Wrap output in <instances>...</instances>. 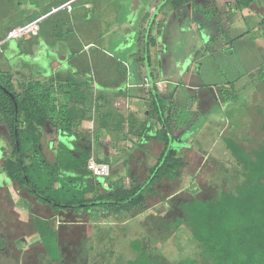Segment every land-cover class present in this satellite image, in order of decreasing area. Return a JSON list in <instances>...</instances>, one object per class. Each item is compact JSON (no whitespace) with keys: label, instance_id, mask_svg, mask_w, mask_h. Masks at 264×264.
<instances>
[{"label":"trees","instance_id":"trees-1","mask_svg":"<svg viewBox=\"0 0 264 264\" xmlns=\"http://www.w3.org/2000/svg\"><path fill=\"white\" fill-rule=\"evenodd\" d=\"M193 1L196 0H163V5L164 8L178 11ZM254 1L235 0L238 6L244 8ZM50 12L49 9L45 13ZM155 16L150 20L149 26L154 25ZM13 28L15 27L5 29L0 41ZM151 32L152 28H149L148 46L156 43L153 36L151 41ZM34 39L22 42L31 44ZM7 43L2 45L0 51V123L5 125L2 133L7 135L11 148H8L5 155L0 150V174L9 185L16 187L17 192L26 193L37 204L53 213L52 218H40L28 213L30 217L26 222L29 225L26 223L25 226L28 225L34 231L42 247V253L36 257L37 263L64 264L59 231L54 225L55 217L72 212L87 216L88 221L94 224L103 222L109 226L115 222L126 223L146 213L152 207L150 200L162 201L157 185L181 179L182 170L188 164L184 152L173 147L174 133L179 127L173 122L178 115H167L171 110L169 102L161 98L154 83L146 96L149 114L139 120L135 116L126 119L130 131L124 136L136 138L134 147L139 153L150 156L146 151L149 142L162 146L153 165L145 163L139 157L124 160L123 165L128 168L127 175L131 178L128 186L123 177H92L87 170V162L91 157L98 163L113 166L109 157H100L98 146L91 149L82 143H75L71 145L74 148L72 150L58 143L56 154H52V160H49L44 153L49 152L43 141L46 129H52L53 133L60 132L59 139L62 136L65 139H80L84 136L81 126L85 121L95 123V127L108 129L109 119L106 117L104 120L99 115L102 109L99 101L102 99L93 98L86 86L78 81L71 80L66 89L64 85L61 86L59 94H62V98H59L53 82L33 76L15 79L9 67ZM26 52L30 54L29 51ZM227 94H232V97L233 91ZM96 141L98 142V137ZM224 143L240 167V178L238 176L231 179V182H236L231 190H222L214 198H192L177 203L182 217L169 223L168 228L171 231L187 230L196 252L193 256L179 258L175 264H264V139L259 147L249 153L229 138ZM139 170L143 172V178L136 175ZM112 171L114 169L110 174ZM89 179L97 182L89 184ZM104 182H107L108 188L103 191L101 185ZM110 231L112 229L101 235V228L94 227V234L91 238H85L84 245L93 241L100 246L105 241H111ZM128 246L136 256L125 263L120 258L115 264H167L153 239H134ZM6 247L4 238L0 237V264ZM87 251L94 255L90 264H102L108 257L107 252H103L99 261V251L95 247H90Z\"/></svg>","mask_w":264,"mask_h":264},{"label":"rangeland","instance_id":"rangeland-1","mask_svg":"<svg viewBox=\"0 0 264 264\" xmlns=\"http://www.w3.org/2000/svg\"><path fill=\"white\" fill-rule=\"evenodd\" d=\"M57 1L58 0H0V38L8 27H12L23 20L27 19V21H29L35 16H39V13L42 14V11H48L53 6L57 5ZM102 1L107 3V5L105 4L104 6L105 9L110 8L114 10L115 16H112V19H110L111 21L106 24H110V28L103 29L100 33L99 39L102 41L99 42V48L107 50L105 54L111 55L112 58L106 56L104 52L102 53L99 51L98 53L93 49L79 52L85 42V37L83 36L84 24H78V19L76 20V18H74L69 26L65 17H61L64 13H61L47 20L44 19L45 21L43 20L44 22L41 24L44 29L41 33L42 36L40 41L37 40L31 44H24L22 41H12L6 44L7 51L17 53L12 54L8 52L10 54H7L8 59L10 58L9 67L13 77L20 80L33 76L35 78L37 77L39 80L45 81L39 76L45 73L49 74L50 72L53 76L48 78L49 82H53L56 79L67 83L65 81L67 78L73 79L75 75H78L77 72H74V70L70 68V65H72L71 56H73L75 52L76 55L74 58L77 59L76 63L81 64V72L85 70V63L93 61L94 68L92 69L91 66L90 72L85 75L86 78H91V81H93V88H97V85L94 84L96 82H94L95 79H93L94 75H92V72H94V74L95 72L100 74L102 71H106L108 75V73L111 72L124 70L122 65L117 64L114 59L118 56L119 58L133 60L131 43L134 41L135 37L132 34L129 35L123 32V30L125 31L126 29L112 35L111 27L116 24L122 26V28L125 27L128 15L131 16V14H127L126 10L129 0H113L111 4L109 0ZM147 1L149 6L146 10H149L154 0ZM120 2L123 7L117 4ZM158 2L159 0H155V5ZM136 17L137 15L133 17V23ZM222 17H224V15H222ZM160 21L161 15L158 16L156 22ZM95 23H97V20L92 18L89 25L93 27ZM253 24L254 22L250 19L251 33H253ZM256 33H259V31L256 30ZM124 36H128L127 41H129L130 44L126 48L129 50L126 53L125 50H123L122 53H116L115 50L118 49V47L115 49L114 46L119 45L120 41L124 42ZM255 39L262 51H264V34L263 36H258V34L255 35ZM221 41L222 39L219 37H214L212 42L216 44L215 46H220ZM69 43L71 46L69 45L68 47L67 44ZM158 43L160 47L164 46L162 41H158ZM242 45L243 47H241L246 53V48L250 45L248 39H246V42ZM70 47L71 50L69 52L67 49ZM35 49H37V51L34 53ZM26 51H29L30 54H27ZM19 53L21 55H19ZM254 53L255 52L252 51L250 57L251 67H253L255 63V59L252 55ZM144 55L145 53L140 52L138 57H144ZM217 56L218 55H216V57ZM202 58L203 57L200 59L202 60ZM193 61H195V58ZM97 63L100 64V66L95 68ZM257 67H255V69ZM53 68L54 70L57 68V70L52 73ZM259 69H261V72H264V66L263 70L262 66ZM97 74L95 75L96 79ZM144 74V72L138 73L135 79L139 80L138 78H140V75ZM116 76H118L117 73L114 74V78ZM100 77H102V75H100ZM256 79L257 78L254 76H252L251 79H245L247 80V85L245 87L241 86L239 94H236L233 85L225 84L226 82L229 83L233 78L219 79L218 83L215 82L216 78H211V83L218 84L217 86L223 88V91L225 89V92L221 95L222 98L219 103L210 102L204 106V101L202 99L196 102V92L185 89L188 93L186 94V98L180 101L179 114L177 120L173 122L174 125H179L174 133L175 138L178 136V140H174L173 147L179 152H184L185 161L188 164L187 167L182 170L181 179L176 182L165 181L163 184L157 185L156 189L160 193L162 201L150 200L152 207L146 213L126 223L116 224L115 222L109 226L104 225L103 222L94 224L88 221L87 216L83 214L76 215L72 212L55 217L54 225L57 231H59V244L61 245V252L64 256V264H90L89 261L94 258V255L89 254L87 251L90 247H95L97 251H99V261L101 260L100 254L107 252L108 257L102 264H115L120 258L125 263L127 260L133 259L136 256L128 246V243L134 239H143L145 241L153 239L159 251L162 253L164 262L167 264H175L181 257L193 256L196 250L189 232L185 229L171 231L168 228V224L174 223L176 218L182 217V214L178 210V202L192 198H214L220 191L231 190L232 185L236 184V182H231V179L239 176L240 167L235 162L231 152L226 148L224 143L225 139L229 138L235 141V143L243 147L247 153L262 144V140L264 139V91L261 90V87L263 86L264 88V85L261 83L255 87L256 89H260V93L262 94V96H260L253 90ZM263 80L264 79H262V81ZM221 81L222 83H220ZM203 84L200 93L206 92V86H209V79ZM231 90L233 91L232 97V94H227V92ZM140 94L142 95L143 92L141 91ZM189 97H191L190 100H188ZM108 102H111L109 98L104 103ZM139 103L140 101H138V104ZM139 106L140 104L137 105V110H139ZM110 113L114 116L116 115L114 113H117V111L112 110ZM118 113L122 114L121 112ZM186 120H188V122L190 121V123H187ZM217 122H220L222 125L226 123L227 129L224 128L225 131H219ZM205 123H208V125H205ZM88 126L89 127L85 125L84 127L83 125L81 126V128L84 129L83 134L88 139L91 137L99 138L100 136L104 137L110 135V132L107 131L106 128L101 129L95 127V123L89 124ZM89 128L91 130H89ZM3 129H5V125L0 123V143L8 145V137L2 133L4 132ZM96 129H98V133H96ZM46 130L49 136L48 138L53 140V130L50 128ZM127 131L128 129L125 126V132ZM111 134L113 133L111 132ZM74 139V137L73 139L61 138L59 139V143L72 148L70 143L73 144ZM133 145V142L130 141L122 142L120 140L119 143H115L112 139L107 143V147L109 148L112 146L110 150H113V157H110L109 160L113 162L112 167L109 165L110 172L114 169L116 172H119L117 174L119 178H126L124 179L126 186L130 183V177L127 176L128 168L123 166L122 157L130 155V152L132 153L131 146ZM146 149L149 154H159L158 144L153 142H149ZM49 152L44 151L46 158L52 160V153ZM124 152L126 154L122 155L121 153ZM143 160L145 163L149 162L150 164L155 162L151 157L144 158ZM1 164L2 159L0 157V166ZM128 166L130 167L131 165ZM140 170L136 175L143 178V172ZM125 175L127 177H124ZM238 178H240V176ZM2 185L3 188L1 187ZM176 190L179 191L177 192ZM175 192H177V194H174ZM34 205L37 206L34 198L28 196L26 193L16 192V187L9 185L0 174V237L4 238L7 244L1 264H16V262L18 264H38L36 257L39 253H42V247L38 241H34L31 238L34 235V231L28 227V223L26 227L25 223L30 217L28 213L33 216L41 217L47 215L46 212L38 213L39 215H37L35 209L32 208ZM23 211H25V213ZM46 211L47 214L53 217L47 209ZM19 212L20 214H18ZM10 224L13 226H10ZM96 226L101 228V235L112 229V231H110L111 241H105V243L100 246H97L95 242L91 241L85 246V238L92 237L94 234V227ZM18 227H21L20 230ZM18 230L19 233H17ZM22 239H25L28 244L23 245L17 243L16 245L14 243L15 240L22 241ZM17 248L19 249L18 251L16 250Z\"/></svg>","mask_w":264,"mask_h":264},{"label":"crops","instance_id":"crops-1","mask_svg":"<svg viewBox=\"0 0 264 264\" xmlns=\"http://www.w3.org/2000/svg\"><path fill=\"white\" fill-rule=\"evenodd\" d=\"M160 1L161 0H159V2ZM68 3H70V10L67 8L62 9V7ZM109 3H113V0H109ZM105 4L107 5V3H104L102 0H58L57 6L55 5L50 8V13L42 11V14H40L38 12L39 16H35L29 21L31 22L42 18V22H44L52 16L64 13L61 17H65L66 22H68L70 26L72 19L76 18V20L78 19V24H84L83 36L85 37V42L79 52L93 49L98 53L101 51L105 54L107 50L99 48V42L102 41L99 39V36L103 29L110 28L111 25L106 24L111 21L110 19H112V16H115L114 10L110 8L105 9ZM117 4L123 7L121 2ZM139 4L140 10L132 25L129 24L128 15L125 27L122 28V26L117 24L111 27L112 35L126 29L125 31L123 30V32L132 34L135 37L134 41L131 43L133 60L119 58L118 56L114 59L117 64L122 65L124 70L111 72L108 73V75L106 71H102L100 74H97V72L94 74V72L91 71L92 75H94V82H96L94 84L97 85V88H93V81H91V78L85 77V75L90 72L91 66L92 69L94 68L93 61L85 63V70L81 72V64L76 63L77 59L74 58L76 55L75 52L73 56H71L72 65H70V68L74 70V72H77L78 76L73 79L67 78L65 80L67 83L56 79L53 81L55 88L58 90L57 95L59 98H62V94H59L60 87L64 85L66 89L67 84L73 80L84 84L87 87V92L91 93L93 98L100 97V100L102 99L99 101V104L102 105L99 115H102L104 120L106 117L109 119H107L108 129L106 130L110 132V135L104 137L100 136L98 142L96 141L97 138L91 137L88 139L85 135L76 141V143H80L81 140H86V145H84L86 148L94 149L95 146H98V148H100V151H98L100 157H113V150H110L112 146L109 148L107 147V143L111 141V139L115 143H119L120 140L122 142L130 141L133 142V144L135 143V137L124 136L130 131L129 123H127L126 119L135 116L139 120V118L149 114L146 96H148L149 89L154 83L161 98L169 102L168 106H170L171 110L167 112V115L175 117L179 114L180 101L184 100L188 93L185 89L196 92L195 94H197V96L195 100L199 102L200 99H202L204 101L203 106L210 102L219 103L221 101L223 88L217 86L218 84L211 83V78H216L215 82L217 83L219 79L233 78V80L225 84L233 85L236 94H239L241 86L245 87L247 85V80L245 79H251L252 76H254L257 79L253 90H255L258 95L262 96L260 89H256L255 87L261 83L264 85V80L262 81L264 72L259 71V68L264 66V51H262L261 47L258 45L255 35L258 34V36H263L264 34V22H262L264 21V0H255L254 3L247 8L238 6L235 0H196L178 11H173L169 7L164 8V5H162L161 11H159V13L155 11L154 15L157 13L158 16L161 15V21L158 23L162 26V31L161 34H158L160 35L158 38L159 41L163 42V47H160L159 44L157 47H153L152 45L148 46L149 43H147L143 37V31L146 28V23L144 22L145 12L152 11L155 8V0L152 2V5H150L149 10H146L149 6L147 0H139ZM129 7H131L130 0L126 9L127 14L131 13ZM56 9H58L57 12L53 13L52 11ZM222 15H224V17H222ZM92 18L97 20V23H95L93 27L89 25ZM250 19L254 22L252 25V32L254 34L251 33L250 30ZM156 20L155 23H157ZM29 21H27V19L23 20L12 27L20 26ZM43 29L42 24H40V33L43 32ZM256 30H258L259 33H256ZM128 36H124V40L126 41H120L119 45L114 46L115 49L118 47V49L115 50L116 53H122L123 50H125V53L128 52L129 49L126 48L130 44L129 41V43L127 42ZM214 37L222 39L220 46H215L216 44L212 42ZM246 39H248L250 45L246 48L245 53L242 49V44L246 42ZM67 45L69 47L70 43ZM70 50L71 47L67 49L69 52ZM36 51L37 49L34 50V53ZM252 51L255 52L252 54L255 59L253 67L250 66ZM8 52L17 54L13 51H6V53ZM140 52L145 53L144 57H138ZM105 55L112 58L111 55ZM216 55L218 56L216 57ZM201 57H203L202 60L200 59ZM194 58L195 61H193ZM98 66H100V64L97 63L95 68H98ZM101 67L103 68L102 65ZM255 67L257 68L255 69ZM56 70L57 68L55 70L53 68L52 73ZM142 72L145 74L140 75V78H138L140 81L135 79L136 75ZM113 73H117L118 76L114 78ZM96 74L97 79L95 77ZM100 75H102V77H100ZM52 76L53 75L49 72V74L45 73L39 77L43 78L45 81H49L48 78ZM207 79H209V86H206V92L200 93L204 85L203 83ZM220 83H222V81ZM261 90L264 91L263 86ZM139 91H142L143 94L141 95ZM108 98L111 102H108V105H106L104 102L108 100ZM190 99L191 97L188 98V100ZM138 101H140L139 110H137V105H139ZM112 110L117 111V113H114L116 114L114 115L115 117L110 113ZM92 123L93 122L85 121L82 125L83 127L84 125L89 127L88 125ZM217 124L219 125V131H225V129H227L226 123L222 125L220 122H217ZM205 125H208V123H205ZM125 126L128 129L127 132H125ZM89 130L91 129L89 128ZM111 132L113 134H111ZM177 137L175 140H178ZM58 143V140L53 139V141L46 144V147L55 155V148ZM153 143L158 144L160 153L162 149L161 144L156 142ZM70 145L73 146L74 144ZM131 148L132 153L130 152V155L122 157L123 162L130 157H139L138 159L147 158V155L139 153L134 145L131 146ZM71 149L73 150L74 148ZM146 151L148 152V150ZM124 154L126 153L124 152ZM149 155L148 157L156 161V157L159 154L152 153ZM130 168L135 169L133 166H130ZM118 173L119 172L115 173L114 170L110 176L113 179H117ZM127 176L125 175V177ZM96 182L97 181L94 179H89L88 181L89 184H95ZM32 208L35 209L37 215H39L38 213L46 212L47 216L44 218H52L51 215L47 214L46 207L37 204V206L34 205ZM20 212L18 214H20ZM23 212L25 213V211ZM50 214L53 215L51 212ZM38 217L41 218V216ZM10 226L13 225L10 224ZM18 228L20 230L21 227ZM19 230L17 233H19ZM31 238L34 241H38L35 233ZM14 243H18V240H15ZM19 244L27 245L28 243L25 239H22ZM18 248L16 249L17 251L19 250Z\"/></svg>","mask_w":264,"mask_h":264},{"label":"built area","instance_id":"built-area-1","mask_svg":"<svg viewBox=\"0 0 264 264\" xmlns=\"http://www.w3.org/2000/svg\"><path fill=\"white\" fill-rule=\"evenodd\" d=\"M70 10V3L65 4L62 9ZM58 9L53 10L52 12H57ZM42 22V18L36 19L34 21L22 24L11 29L5 39L0 41V51L2 49V45L9 41H29L32 38H35L40 31V24ZM87 170L91 173L92 177L97 179H106L110 176V166L106 163H98L94 157H91L87 162ZM108 188L107 182H104L101 185V190H105Z\"/></svg>","mask_w":264,"mask_h":264},{"label":"flooded vegetation","instance_id":"flooded-vegetation-1","mask_svg":"<svg viewBox=\"0 0 264 264\" xmlns=\"http://www.w3.org/2000/svg\"><path fill=\"white\" fill-rule=\"evenodd\" d=\"M162 5H163V0H161L159 3H157L156 6H155V8L152 11L145 12V18H146V20H144V22L146 23V28L143 31V37L145 38V40L147 41V43H149L150 42V39H148L147 35L149 33V28H152V32H151L152 35H151V37L153 36L154 38H156V43L153 45V47H157V45L159 44L158 43L159 39H158L157 36H158V33H160L162 31V26H159L160 24L158 22L157 23L154 22V25L153 26H149V24H150V20L153 18L154 12L157 11L159 13V11H161ZM158 13L155 16L154 21L156 20V17L158 16ZM129 35H131V34H129ZM41 36H42V34L39 31V33L35 37L34 41H37V40L40 41ZM153 37L151 38V41H152ZM24 44H27V43L24 42ZM7 54L9 55L10 53H7ZM76 76H78V75H75L74 77H76ZM53 136H54L53 137L54 139H56V140L59 141L60 132H58V131H56V133L54 132V135ZM48 137L49 136H48V134L46 132L44 134V140H43L45 142V144H48L49 141H51V139H49ZM62 138H65V136H62ZM76 141H77V139L73 141V144H75ZM80 143H82L83 145H86V140H81ZM9 147H10V144H8V145L6 144L5 145V144H1L0 143V148H1L0 150H3L2 151L3 152V155H5L6 153H8V148ZM1 187L3 188V185Z\"/></svg>","mask_w":264,"mask_h":264},{"label":"water","instance_id":"water-1","mask_svg":"<svg viewBox=\"0 0 264 264\" xmlns=\"http://www.w3.org/2000/svg\"><path fill=\"white\" fill-rule=\"evenodd\" d=\"M139 10H140L139 0H131V7H130L131 16L129 15V18H128L130 25H132L133 23L132 19L138 14Z\"/></svg>","mask_w":264,"mask_h":264}]
</instances>
